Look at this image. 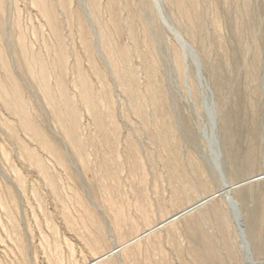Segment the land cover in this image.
<instances>
[{"label": "rangeland", "instance_id": "1", "mask_svg": "<svg viewBox=\"0 0 264 264\" xmlns=\"http://www.w3.org/2000/svg\"><path fill=\"white\" fill-rule=\"evenodd\" d=\"M157 4L0 0V264H87L213 194L101 264H264V0L193 31Z\"/></svg>", "mask_w": 264, "mask_h": 264}, {"label": "bare ground", "instance_id": "2", "mask_svg": "<svg viewBox=\"0 0 264 264\" xmlns=\"http://www.w3.org/2000/svg\"><path fill=\"white\" fill-rule=\"evenodd\" d=\"M151 2V4L153 5V7L155 8L156 10V4H157V1L158 0H149ZM198 0H169V3H171L172 5L174 4L177 8V10L183 14L184 12V19H185V22L187 23V25L189 26L188 28H190V30L193 31V28H195L196 23L199 19V12H197V9L196 7L194 6L195 3H197ZM238 4V3H237ZM158 5V4H157ZM162 5V4H161ZM247 6V5H246ZM240 8V6H239ZM160 9V8H159ZM187 9H190V10H187ZM235 9V8H234ZM246 9V8H245ZM157 11V10H156ZM243 11V9H242ZM162 12V10H161ZM249 12V11H248ZM202 14V13H201ZM165 15V13H164ZM234 15V14H233ZM247 15V14H246ZM202 19V18H201ZM232 19V18H231ZM230 20V19H229ZM169 24V23H168ZM170 26V25H169ZM171 27V26H170ZM170 30V28H169ZM172 32V30H170ZM169 31V32H170ZM174 32V31H173ZM195 33V32H194ZM172 34V33H171ZM174 35H176L175 37H181V35L179 34V32H174L173 33ZM191 34V32H190ZM205 39V38H203ZM195 40V39H194ZM181 43H182V48L183 50H186V45H184V40H183V37H181ZM202 47H207L206 46V43L204 42L203 46ZM187 52V51H186ZM209 52V51H208ZM209 54V53H208ZM212 68L213 70H215V65L212 64ZM209 113V115L211 116V113L210 111L208 110L207 111ZM211 119V117H210ZM209 124V127H208V131L210 133V136L212 138H209L208 140L210 141V147L214 148L215 149V145H214V142H213V138L215 137V134L214 132L212 131V120L208 123ZM210 128V130H209ZM216 151V150H215ZM264 179V173L257 176V177H253V178H250L248 179L249 181H246L247 184L251 183V182H254V181H258V180H263ZM238 184V183H237ZM224 186L223 189L221 191H224V195L223 196V199H224V203L227 205L226 207H228V211H229V215L231 216V219H232V222L235 226V229L239 230V227L241 225V220H240V216L239 214L235 213V209H236V203L234 202L233 198L230 196L231 195V192L236 189V188H233L234 185L232 184H229V183H224ZM239 188V187H238ZM216 196L215 194L211 195V196H208V197H204L202 198L201 200L197 201L196 203L192 204L191 206L187 207L186 209L182 210L181 212L177 213V214H174L170 219L168 220H165V221H160L158 223V225H156L154 228L146 231V232H143L140 236H138L137 238L131 240V241H128L127 243L123 244V245H114L112 250H110L108 253L104 254V255H101L99 257H96V258H92L89 263L87 264H101L103 262H105L108 258L112 257V256H115L117 253H119V251L121 249H123L124 247L126 248L127 246L137 242L138 240L142 239V238H145V236L149 235L150 233H152L153 231L155 230H158V229H161L163 227H165L166 225L172 223V222H175L177 221L178 219H180L181 217H183L184 215L196 210L198 207L200 206H203L204 204H206L207 202L211 201L212 199H214ZM238 233H240V236H238V238L240 237L241 238V242L239 240V245H240V250L243 254V256L245 257V259L249 260L250 258H248V254H250V251H249V246H248V243L245 241V239L242 238L241 236V230L238 231ZM109 261V260H108ZM112 262V261H111ZM108 264V263H106ZM114 264V263H113ZM247 264H250V262L248 261Z\"/></svg>", "mask_w": 264, "mask_h": 264}]
</instances>
